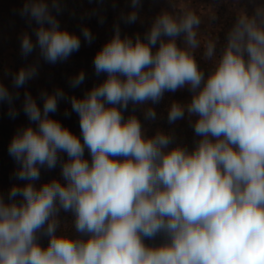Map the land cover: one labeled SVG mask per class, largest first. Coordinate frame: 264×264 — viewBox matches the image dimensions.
I'll return each instance as SVG.
<instances>
[{"label": "clouds", "instance_id": "obj_1", "mask_svg": "<svg viewBox=\"0 0 264 264\" xmlns=\"http://www.w3.org/2000/svg\"><path fill=\"white\" fill-rule=\"evenodd\" d=\"M139 6L132 0L127 23L137 21ZM173 8L153 19L143 39L122 37L116 25L96 53L95 72L106 79L70 100L82 141L49 115L64 98L61 89L41 92L42 108L24 93L31 123L17 129L8 153L18 165L15 178L26 183L13 185L7 199L0 194V264H264V3L236 14L219 56L216 40L198 32L201 15L187 5ZM52 9L60 11L59 0L51 7L26 0L20 14L38 27L35 43L27 33L20 37L22 56L38 48L55 64L80 49L79 36L62 29ZM82 35L94 39L87 27ZM201 48L212 63L207 75L196 58ZM37 75L38 65L21 67L13 87ZM84 80L81 71L70 86ZM184 88L190 101L173 102L167 119L196 117L199 139L191 150L170 148L173 137L162 131L147 136L135 114H123L130 103L156 104ZM18 98L0 83V102L13 119ZM144 115L156 118L151 107ZM58 162L63 180L37 187L41 168ZM61 210L72 213L78 237L58 232ZM161 234V243H145Z\"/></svg>", "mask_w": 264, "mask_h": 264}, {"label": "trees", "instance_id": "obj_2", "mask_svg": "<svg viewBox=\"0 0 264 264\" xmlns=\"http://www.w3.org/2000/svg\"><path fill=\"white\" fill-rule=\"evenodd\" d=\"M69 3L74 14V20L78 24V28L87 27L93 34V41L88 43L84 37L85 44L83 47L74 52L72 56V67L63 69L57 62L49 64L40 56L39 49L24 57L21 55V41L20 37L27 33L35 43L36 36L34 29L38 27L33 20L29 22V18L21 16L20 10L23 8L26 0H0V83H3L10 92L14 95L18 92L19 98L14 99L13 104L18 112V115L13 119L8 115L9 105L7 102H0V194H3L7 199L9 189L13 185H22L15 182V178L10 175L14 174L18 165L8 153L9 143L16 133L17 129L28 126L31 122L23 111L24 93L29 92L36 100L37 104L42 108L43 101L41 99V92H54L56 89H61L64 92V98L58 101V108L55 113H50L51 118L58 120L62 126L69 129L73 134L81 138L79 125V116L72 111L70 100L73 96L76 98H83L84 95L94 86L100 84L106 79L107 74H96L93 60L96 53L101 49L102 43L98 38V34L94 27L97 20L103 16H114L119 14L126 17L130 11H133L132 0H62ZM50 5L52 0H47ZM166 0H140V6L135 9L138 16H146L150 22L165 9ZM141 35V34H140ZM100 48V49H99ZM29 65H38V75L32 80L28 81L23 87L16 89L13 87V74L21 67ZM83 71L85 73V80L79 87H71L70 80L77 73ZM189 93H184L182 96L176 95L172 98L173 102L186 104L190 101ZM171 105V104H170ZM170 107V106H169ZM138 105L129 104L127 110L124 111V116L135 114L138 117ZM165 116L164 122L158 128V132H165L173 137V144L169 147L181 145L191 150L194 147L195 141L199 139L194 133L192 123L196 117H189L185 114V118L177 120L170 124ZM35 127V124H32ZM157 131H149L147 136H154ZM61 161L67 160V154H60ZM85 158L90 159V154L85 148ZM53 178L63 180L61 176V164L57 163L54 169L41 168V176L38 181H35L37 187ZM20 198L18 197L17 200ZM58 219L61 222V228L58 232L67 231L73 237H78L79 234L75 232L72 227L74 219L71 212L60 211ZM163 235H158L154 240H146L147 244H159L163 241ZM39 242L42 246H47L48 237L39 234Z\"/></svg>", "mask_w": 264, "mask_h": 264}, {"label": "rangeland", "instance_id": "obj_3", "mask_svg": "<svg viewBox=\"0 0 264 264\" xmlns=\"http://www.w3.org/2000/svg\"><path fill=\"white\" fill-rule=\"evenodd\" d=\"M51 3L52 2H50V7ZM256 3H264V0H166L164 10L173 12V5H187L197 11V13L201 15L202 20L198 32L202 35L203 39L216 40V54L219 56L226 43V34L232 27L236 14L242 10H247L251 13ZM59 4L60 11L57 12L55 9H52L53 15L56 16L62 29H66L70 33L79 36L81 47H83L85 40L83 39L82 33H80L81 28H78V24L74 20L72 8L69 7L68 2L65 3L62 0H59ZM100 16L101 19L97 20L98 24L97 27L95 24L94 29L98 34V38L101 40L102 46L112 38L116 25L119 26L122 37L127 35L135 38L137 34H141L140 36L143 39L145 33L150 29L152 24L150 19L146 16H138L137 21L134 23H127L125 17L119 14L110 17L101 14ZM177 43L183 46L182 36L177 39ZM156 47H158V45ZM153 50L155 51V48ZM73 54L66 61L58 62L63 69H68L73 66L71 62ZM196 58L201 69L204 70L207 75L212 67V63L203 58L202 48L196 51ZM189 92L190 91L187 88L180 89L176 92H165L159 103L152 104L151 102H148L147 104L138 105V118L143 126L145 134L149 131L158 132V128L161 123L164 122L166 114H168V109L170 104H172L174 93L182 96L184 93ZM189 95L192 96V93L190 92ZM148 107L153 108L156 112V118L154 120L145 118L144 113ZM90 160L91 158L89 161ZM10 176L15 178L14 174ZM15 182L21 183L22 181L15 178Z\"/></svg>", "mask_w": 264, "mask_h": 264}]
</instances>
